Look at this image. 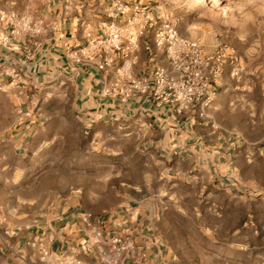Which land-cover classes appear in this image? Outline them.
Listing matches in <instances>:
<instances>
[{
  "label": "crops",
  "instance_id": "0c3cea01",
  "mask_svg": "<svg viewBox=\"0 0 264 264\" xmlns=\"http://www.w3.org/2000/svg\"><path fill=\"white\" fill-rule=\"evenodd\" d=\"M114 1L144 4L157 22H171L155 0H48L32 31L13 38L14 49L0 45V264H57L67 255L97 264L98 244L84 249L90 232L84 214L104 218L102 239L124 238L122 264H171L174 255L154 224L160 205L149 202L152 181L198 183L203 192L209 186L231 196L255 184L240 179L232 166L239 162L238 142L224 138L236 131L223 117V111H236L233 102L216 95L207 107L197 102L176 113L147 95L100 97V89L117 79L122 58L108 59L99 70L98 59L76 63L67 57L69 47L85 44L87 31L123 20L113 14ZM131 29L142 32L129 55L132 75L148 74L153 66L169 70L154 43V26ZM249 115L244 124L255 130L263 120ZM257 142L256 149L247 139L242 150L247 168L256 159L264 164V141ZM138 165L143 182L133 181ZM41 166L44 174L32 176ZM48 174L55 179L49 187L41 183ZM80 176L101 182L84 186ZM44 249L49 261L41 259Z\"/></svg>",
  "mask_w": 264,
  "mask_h": 264
},
{
  "label": "rangeland",
  "instance_id": "374dc122",
  "mask_svg": "<svg viewBox=\"0 0 264 264\" xmlns=\"http://www.w3.org/2000/svg\"><path fill=\"white\" fill-rule=\"evenodd\" d=\"M47 1L0 0V12H14L32 27L46 12ZM155 4L182 36L200 45L204 55L218 48H223L226 56L232 55L223 59L221 74L213 85L215 96L235 104L234 113L223 111L224 125L236 129L224 132V138L229 135L240 150L239 162L232 166L242 181L255 182L242 187L247 192L238 190L231 196L209 186L203 192L198 183L188 186L171 180L152 181L155 192L149 202L160 205L155 227L174 255L171 264H264V164L256 159L247 168L242 163L246 140L255 141L256 149L257 139L264 141V0H155ZM250 101L256 105H248ZM252 112L263 120L255 130L244 124ZM55 166L52 164L50 170ZM43 172V166L37 167L32 176H42ZM131 174H137L133 181H144L140 165ZM66 180L70 181L69 176ZM54 181L49 174L41 179L48 187ZM79 181L88 187L101 182L87 176H80ZM236 224L237 235H232Z\"/></svg>",
  "mask_w": 264,
  "mask_h": 264
},
{
  "label": "built area",
  "instance_id": "2783aa9c",
  "mask_svg": "<svg viewBox=\"0 0 264 264\" xmlns=\"http://www.w3.org/2000/svg\"><path fill=\"white\" fill-rule=\"evenodd\" d=\"M114 5V15L123 16V20L111 21L95 31H87L84 45L69 47L66 50L67 57L76 63H89L98 59L95 65L99 70L108 66V59L113 61L116 55L122 58L115 69L117 79L110 85L103 86L99 96L126 100L136 95H147L155 100V103L169 105L176 113L191 108L197 102L202 107H207L214 99L213 84L221 74L223 59L232 58V55L226 56L223 48H218L211 55H204L200 45L182 36L171 22L162 20L157 23L158 17L144 4ZM0 24L4 27V31L0 32V45L7 49H14L13 38L20 30L32 31L28 21L14 12H0ZM136 24L141 29L154 26V43L163 50L170 66L169 70L153 66L148 74L132 75L133 61L129 55L138 47V38L142 33L131 29ZM108 54H113V58H107ZM82 220L90 230L84 249L89 251L91 244H98L97 264H122L128 251L124 238L115 235L102 239V217L91 219L89 214H84ZM50 258L51 252L42 250L41 259L49 261ZM57 264L87 263L78 257L67 255L59 258Z\"/></svg>",
  "mask_w": 264,
  "mask_h": 264
}]
</instances>
